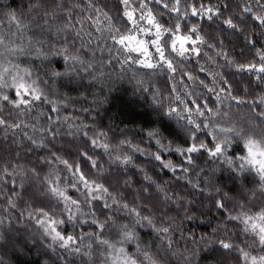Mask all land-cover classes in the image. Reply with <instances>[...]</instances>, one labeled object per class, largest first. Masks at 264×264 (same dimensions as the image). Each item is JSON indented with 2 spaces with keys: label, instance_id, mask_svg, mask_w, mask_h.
Wrapping results in <instances>:
<instances>
[{
  "label": "snow or ice",
  "instance_id": "1",
  "mask_svg": "<svg viewBox=\"0 0 264 264\" xmlns=\"http://www.w3.org/2000/svg\"><path fill=\"white\" fill-rule=\"evenodd\" d=\"M255 2L258 10L246 0L235 7L229 0H117L113 6L99 0H27L19 11L6 6L8 28L0 26V131L5 140L11 134L17 148L9 146L16 162L0 156V246L23 251L30 243L55 257L43 264H75L73 258L79 264H172L174 259L192 264L202 254L208 264H264V88L249 103V87L237 93L219 70L247 73L264 86V44L257 47L253 38L264 41V3ZM192 17L219 20V33L229 40L243 37L239 57L226 49L221 35L206 32ZM250 21L258 22V33ZM201 56L205 64L196 63L210 83L186 68L188 60ZM86 79L89 87L110 91L117 81H134V94L151 108L146 123L131 135L121 129L113 137L111 129L95 123L62 118L70 103L86 99L70 94ZM197 88L213 94L214 103ZM108 99L95 96L92 103ZM45 106L55 118L46 115ZM65 126L67 135L84 137L83 147L70 145L79 159L49 148ZM237 147L241 154H230ZM20 148L46 151L20 163ZM172 153L181 159L166 158ZM136 154L145 162L137 163ZM200 157L223 168L213 167L210 175L197 163ZM149 164L168 170L173 182L186 181L187 195L150 175ZM130 169L142 175L138 188ZM217 171H227L231 189L216 182ZM197 194L220 214L199 237L186 235L182 227L197 218L192 207Z\"/></svg>",
  "mask_w": 264,
  "mask_h": 264
},
{
  "label": "trees",
  "instance_id": "2",
  "mask_svg": "<svg viewBox=\"0 0 264 264\" xmlns=\"http://www.w3.org/2000/svg\"><path fill=\"white\" fill-rule=\"evenodd\" d=\"M117 0H109L107 2L110 6L115 5ZM205 4L208 3H219L220 0H203ZM229 2L232 4L233 7H235V4L237 3V0H229ZM246 2L251 3L254 10H258V5L256 4L255 0H246ZM261 3H264V0H260ZM23 4L26 5L27 0H0V26H2L3 30H7L8 23L7 19L4 15L5 11L7 10L8 5H11L13 9H16L19 11L20 6ZM99 3L103 5L105 0H99ZM107 10V9H106ZM112 15H115V8H112L111 13ZM163 22H167L169 17L168 15H164L161 17ZM250 19V18H249ZM191 20L197 21L201 23V26L203 29L213 35H221V38L225 39V46L226 49L236 57H239V46L243 44V37H240L239 39L233 38L231 40L225 38L222 34L219 33V30L217 28L218 25H220L219 20H215V22L208 21L207 19L200 21L199 17H192ZM188 21H185L187 23ZM258 22L250 21V27L254 28L255 31L258 33L260 30L256 28V24ZM220 27H223V25H220ZM230 31V30H229ZM257 40V47H261L262 44H264V41L260 40L259 35H256L253 37ZM233 45H236L234 48ZM209 51L210 53L212 50L205 49ZM214 54V53H213ZM99 55V53H97ZM107 55V53H105ZM57 61L60 63L62 67V61L59 60V58H56ZM199 59L200 65L205 64V58L203 56L196 58L193 57L192 59L188 60L186 63V68L188 71L192 72L194 76H197L199 79H205L206 82H211L210 77L207 76L206 73L199 71V65L196 63V60ZM217 60L221 65H224V61L222 58L217 57ZM35 64H39V61H34ZM115 63V62H114ZM119 70V66H116V71ZM225 74V77L230 81V83L233 85L235 91L239 94H243V89L247 86L250 89V94L245 96V99L251 103L253 95L259 94L262 91V88L264 86H260L254 78H250L247 73H235L234 69H230L228 67H223L219 69ZM161 81L163 80V77L159 78ZM177 79H180L179 74H177ZM184 80L189 84L190 87H195L191 81H187V78L184 77ZM198 83V81H197ZM84 87L79 89L78 91H71L70 94L73 97H78L83 94V97L77 100H74L72 103L69 104V106L66 109H63L60 113V116L63 118L64 116L70 117L75 123L80 124H97L99 126H102L105 130L111 129L109 132L110 136L113 137H119L121 135L120 130L125 129L127 134L131 135L133 132L137 130L138 125H143L148 120V109L145 106V100L141 99L138 95H133V88L130 85L124 84L120 87H117L115 91L108 92L106 86H101L99 84H96L92 87H89L87 84V79L84 81ZM227 87V86H225ZM62 91H69V89H62ZM196 91L204 94V98L207 99V101L210 104H213L215 101L213 94L206 93V90L203 88H197ZM223 95V94H222ZM95 96H99L100 99H103L104 96H108V101L106 104L102 105H96L92 103V100ZM234 104V102H233ZM226 107V106H225ZM242 112L247 113L248 107L247 105L241 106ZM84 109H87L85 111ZM99 109V111H97ZM235 106L233 107L232 111L235 112ZM259 109H257L258 111ZM44 111L46 115H52L53 118H55V113H49L47 106H45ZM42 120L46 119V117H42ZM68 129L67 127L61 128V134L56 137V140L53 144L49 145V148L52 151H57L59 154L64 155L66 158L69 159H79L77 156V153L74 151L72 146H80L83 147V136L73 137L70 135H67ZM22 138V137H21ZM13 137L11 134H9L8 140L4 139V134L2 131H0V156H3L5 159H13L14 162V151H9V146L11 145L12 149H16V145H12ZM137 142H139V137H136ZM142 146L146 145L145 143L142 144ZM20 153L22 159H20L18 162L20 163H27L29 160H35V156L38 154H44L46 150H40L39 153H27L23 151V148H20ZM100 150H97L99 152ZM230 154H241L240 148H235L234 152H230ZM166 158H171L174 161L181 159L178 157L175 153H172L170 156H166ZM106 160V158H104ZM137 163L145 162V158L139 156V154H136ZM197 163L203 167L206 172L209 174L211 173V169L215 167L216 165L213 164L211 160H209L207 163H205V157H200L197 160ZM0 164H2V161H0ZM107 167V165H106ZM220 168H223V165H219ZM147 170L150 175H153L154 178H159L161 181L167 180L169 181L170 187L175 190L176 192H181L183 194L187 193L185 192V186L186 181H178L173 182L174 177L168 170L161 171L158 168H153L152 165H147ZM136 170L130 169L129 173L132 175L133 181H134V187L138 188L140 186V183L143 182L142 175L140 174H134ZM212 174V173H211ZM62 175H68L67 173H62ZM203 177V173L201 174ZM216 182L221 184L225 190L231 189L233 186L232 184L227 180L228 173L227 171H217L215 174ZM10 187V185H9ZM190 187V186H189ZM72 191L71 189L69 190ZM73 195H76V193H72ZM129 198H131L129 196ZM192 196H189V199H192ZM196 204L192 205V207L197 212V218L195 220L191 221H184L182 227L185 232V234H189L191 232H195L197 237L201 233L210 232L211 227L215 226V224L218 221L219 213L216 212L215 209H210V205L208 204V201L204 199V197L200 196L199 194L196 195ZM201 202L205 205L204 207H201ZM3 201L0 200V204H2ZM203 212V215H200V213ZM172 214H175V210H173ZM211 217V219H210ZM31 226V225H29ZM63 227H68L67 225ZM70 230V229H69ZM144 234V238L147 240L149 239L148 232L146 230H141ZM21 232H24V229H21ZM27 235V233H25ZM179 236V233H177V237ZM243 239V237H241ZM23 242V241H22ZM183 245V241H181V246ZM49 256H52V254L49 252V254L43 255L42 250L37 251V248L31 245L30 243L27 244L23 251H13L8 249H5L4 247L0 246V257H3L4 261H6V264H43V261L45 259H48ZM53 259H55L54 256H52ZM75 260V264H79V258H73ZM198 264H208L207 261V254H202V258L199 259Z\"/></svg>",
  "mask_w": 264,
  "mask_h": 264
},
{
  "label": "clouds",
  "instance_id": "3",
  "mask_svg": "<svg viewBox=\"0 0 264 264\" xmlns=\"http://www.w3.org/2000/svg\"><path fill=\"white\" fill-rule=\"evenodd\" d=\"M105 2L107 3V2H109V0H105ZM116 72H118V71H116ZM115 74L116 73L114 72L113 76H115ZM134 83L135 82L130 80V79H125L124 81H117L115 87L117 88V87H120L121 85L127 84V85H130L133 88V90H134ZM107 91L108 92H112V91L109 90V87H107ZM133 95H138L141 99H143V96L139 92H136L134 94V91H133ZM104 104H106V103H104ZM145 106L148 109V111L151 112V108H150L149 104L146 101H145ZM97 111H99V109H97ZM215 167L218 168L219 165H216ZM210 175H211V173H210ZM0 207H2V205H0ZM28 231L31 232V231H34V229H32L31 226H28ZM9 249L12 250L11 248H9ZM0 258L3 259V257H0ZM198 261H199V258L198 257H194L192 259V264H198ZM3 262H4V264H6V261H4V259H3ZM172 264H183V262L178 260V259H174Z\"/></svg>",
  "mask_w": 264,
  "mask_h": 264
}]
</instances>
